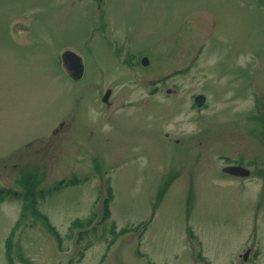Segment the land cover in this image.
Masks as SVG:
<instances>
[{"label":"rangeland","instance_id":"obj_1","mask_svg":"<svg viewBox=\"0 0 264 264\" xmlns=\"http://www.w3.org/2000/svg\"><path fill=\"white\" fill-rule=\"evenodd\" d=\"M258 1L0 0V187L24 191L34 175L60 235L23 197L0 199V264H149L137 251L157 264H194L195 251L199 264H264ZM69 49L79 80L62 65ZM235 163L250 176L224 170ZM148 220L141 238L146 224L133 227Z\"/></svg>","mask_w":264,"mask_h":264},{"label":"trees","instance_id":"obj_2","mask_svg":"<svg viewBox=\"0 0 264 264\" xmlns=\"http://www.w3.org/2000/svg\"><path fill=\"white\" fill-rule=\"evenodd\" d=\"M81 179H79L78 177L76 176H73L72 178H69V179H62L60 180L56 187L55 188H62L64 186H68L72 183H77V182H80ZM20 184L22 185V187H24V191H16V190H13V189H9V188H1L0 187V199H5L7 197H10L12 195H15L16 197H23L24 199V202H29L30 205L32 207V212L39 218H42L43 220H45V223L46 225L55 233L56 237L60 240V235L57 234V231L56 229H54V227L52 225H50L48 223V220L46 218L45 215H43L41 212L38 211L37 209V198L38 197H41V196H45L47 192H50V190L48 189H40V190H36V178L34 175H27V174H24L23 173V178L20 179ZM52 190V189H51ZM21 196H20V195ZM113 197V194H112V191L110 190L109 192V195H108V199H105L104 202H105V207H104V217H109L110 216V212H109V209H108V204H109V200L110 198ZM26 207V206H25ZM22 218L21 217V221H22ZM94 219V216L92 217H89L88 219H85V220H82L80 218H77L73 221V226L74 227H82L84 228V226L86 225H90L91 222L93 221ZM131 230H134V229H129L128 228H124L122 229L121 231H119V234H123L125 232H128V231H131ZM83 234V233H82ZM82 234H80V236L82 237ZM13 235H11L7 242H8V249L9 251H11V239H12ZM11 258V257H10ZM11 260V259H10Z\"/></svg>","mask_w":264,"mask_h":264},{"label":"water","instance_id":"obj_3","mask_svg":"<svg viewBox=\"0 0 264 264\" xmlns=\"http://www.w3.org/2000/svg\"><path fill=\"white\" fill-rule=\"evenodd\" d=\"M63 66L65 67L66 71L74 78V79H79L83 76L84 73V64L81 59V57L74 51L72 50H66L63 55ZM145 63L148 62L147 59L143 60ZM110 95V90L106 93L104 96V99L106 100ZM263 95V108H264V89L262 92ZM200 97H204L203 95H198L196 97V101L201 104V100H198ZM225 171H228L232 174H237V175H248L250 171L242 166H228L225 168Z\"/></svg>","mask_w":264,"mask_h":264},{"label":"flooded vegetation","instance_id":"obj_4","mask_svg":"<svg viewBox=\"0 0 264 264\" xmlns=\"http://www.w3.org/2000/svg\"><path fill=\"white\" fill-rule=\"evenodd\" d=\"M257 5H259L260 7H263L264 8V0H259L257 2ZM263 87H264V84H263L262 88H260V92H258V89L257 90L254 89L253 90V106L250 109V114L253 113V112L257 114L256 121H255L254 126L257 125L259 127H262V130L264 129V115H263V110H262L263 109L262 108V89H263ZM169 92H170V89L168 90V93ZM199 94H204V93H196L195 95H193V105L197 106V109L199 111H201L202 109L207 108L208 102H207V95L204 94V97H200L198 99V100H201L202 101L201 104H199L196 101V96L199 95ZM140 255H146V254H140ZM203 255L201 257L203 259L207 260L209 264H216V263L210 261V259L204 257L205 255L204 256ZM102 259H103V257L100 258V260H102ZM144 259H146L149 264H157L156 261L153 258H151V256L145 257ZM191 261L194 264H199L200 263V259L199 258H196V257L195 258L193 257L191 259ZM104 263L99 262V264H104Z\"/></svg>","mask_w":264,"mask_h":264}]
</instances>
